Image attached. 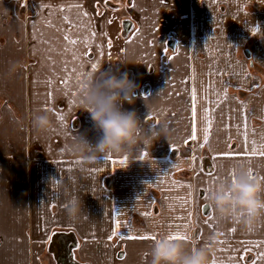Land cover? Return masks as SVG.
<instances>
[{
	"label": "crops",
	"instance_id": "obj_1",
	"mask_svg": "<svg viewBox=\"0 0 264 264\" xmlns=\"http://www.w3.org/2000/svg\"><path fill=\"white\" fill-rule=\"evenodd\" d=\"M102 64L139 86L125 109L167 128L141 138L144 161L69 150L75 133L100 135L77 97ZM261 145L264 0H0V264H149L153 240L127 237L178 232L212 238L211 264H264V222L219 220L204 192L243 162L264 175V156L245 155Z\"/></svg>",
	"mask_w": 264,
	"mask_h": 264
},
{
	"label": "clouds",
	"instance_id": "obj_2",
	"mask_svg": "<svg viewBox=\"0 0 264 264\" xmlns=\"http://www.w3.org/2000/svg\"><path fill=\"white\" fill-rule=\"evenodd\" d=\"M139 86L127 72L119 75L110 70L99 69L86 78L77 97L78 111L89 113L94 129L100 135L93 143L80 133H75L69 150L80 154L91 163H99L108 156H123L138 160L135 153L143 151L144 141L167 139V128L144 127L138 113L123 107L134 103ZM33 127L43 133L51 128L47 114L33 117ZM251 169V171H250ZM234 174V175H233ZM53 180L50 181V187ZM208 203L215 209L219 220L238 221L246 229L264 222V175L243 162L233 166V171L213 185L208 191ZM67 215L73 222L84 211L82 198L68 200ZM209 241L190 244L185 240L170 239L168 235L156 238L147 252L149 264H211Z\"/></svg>",
	"mask_w": 264,
	"mask_h": 264
},
{
	"label": "snow or ice",
	"instance_id": "obj_3",
	"mask_svg": "<svg viewBox=\"0 0 264 264\" xmlns=\"http://www.w3.org/2000/svg\"><path fill=\"white\" fill-rule=\"evenodd\" d=\"M109 23H112V21H109ZM259 31H260L259 28H254L253 29V35L257 34ZM93 35H95V34L93 33ZM129 42H131V41H129ZM71 43L75 44L76 41H71ZM109 46H111L110 42H109ZM92 67H93V69H95L96 68V65L94 64ZM196 98H197L196 89L193 88L192 89V114H193V120L194 121H195V118H196V103H195L196 102ZM225 98H226V96H225ZM59 119L60 120H63L64 117L63 116H60ZM147 120H152V117H148ZM191 139L192 140H196L197 139L195 126H193V132H192ZM208 140H209V137H208V135L206 133L205 136H204V144H207L208 143ZM147 155H148V153L145 151L142 155H140L138 157V159L141 160V161H144V159H145V157ZM224 155H228V154L226 153ZM245 155H251V156L259 155V156H264V145H261V150L260 151H258L256 148H252L251 149V152L250 153H245ZM104 159L111 160V162H112L113 165H116V164L124 165V164L127 163V159L128 158L127 157H124V158H122V159H120V160L117 161V160L113 159L111 156H108V157H105ZM250 171H251V169H250ZM188 187L190 188L191 185H188ZM209 190L210 189L204 190L205 194ZM209 207L211 208L212 206L209 204ZM208 219L211 220V219H213V217L212 216H209ZM120 231H121V222H120L119 219H115V226H114V230H113V235L112 236H109L108 239L109 240H112L113 237L116 236ZM232 231H235V229H233ZM169 238L170 239H177V240H188L189 239V237L187 235L180 234L179 232L176 233V234L169 235ZM127 239H130V240H136V239H139V240H147V239L155 240L156 237L155 236H146V235H136V236H128ZM261 255L264 256V254H261Z\"/></svg>",
	"mask_w": 264,
	"mask_h": 264
},
{
	"label": "trees",
	"instance_id": "obj_4",
	"mask_svg": "<svg viewBox=\"0 0 264 264\" xmlns=\"http://www.w3.org/2000/svg\"><path fill=\"white\" fill-rule=\"evenodd\" d=\"M204 157V156H203Z\"/></svg>",
	"mask_w": 264,
	"mask_h": 264
}]
</instances>
